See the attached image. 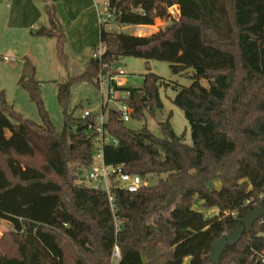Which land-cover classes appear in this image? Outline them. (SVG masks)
<instances>
[{"label":"trees","instance_id":"16d2710c","mask_svg":"<svg viewBox=\"0 0 264 264\" xmlns=\"http://www.w3.org/2000/svg\"><path fill=\"white\" fill-rule=\"evenodd\" d=\"M106 1L119 25L170 22L148 36L101 26V58L58 87L60 132L44 107L37 68L23 56L18 84L42 124L24 118L0 92V223L12 226L0 237V264H113L116 246L117 264H213L215 242L264 202V0ZM45 12L48 25L32 34L55 38L63 59L66 34L56 4ZM124 56L169 62L173 74L195 71L172 100L190 122L192 145L167 120L157 136L110 111L106 127L118 144H105V163L156 180L134 193L114 188V214L106 191L85 183L97 149L95 115L76 116L69 99L73 83L96 86L99 74L113 72ZM163 83L149 69L142 87L119 88L130 92L134 120L158 117ZM197 202L219 214L206 216L194 209ZM259 233L258 220L220 264H264Z\"/></svg>","mask_w":264,"mask_h":264},{"label":"rangeland","instance_id":"374dc122","mask_svg":"<svg viewBox=\"0 0 264 264\" xmlns=\"http://www.w3.org/2000/svg\"><path fill=\"white\" fill-rule=\"evenodd\" d=\"M92 2L96 10L98 28L100 31L98 12L105 10L104 0H92ZM53 3L57 6L59 0ZM172 11L174 12L175 16L179 15L176 5L172 7ZM169 22L170 21H165L158 18L155 20L154 25L148 26L149 28L147 29H140L139 27L146 26L119 25L115 23V21H112L106 29L122 31L128 34H135L138 30L144 31V33H151L165 27L167 24H169ZM0 25L2 27L1 23ZM63 29L66 34V44L64 47L65 57L63 59L58 54L55 38H52L55 40L53 49L50 47H44L40 50L38 46H34L36 44H26L29 47L37 49L36 51H38L36 56L38 61L37 79L41 83L42 100L44 107L48 111L50 118L58 132L62 131L64 126L63 110L57 97L58 87L61 84L68 82L70 78L82 73L87 68V66H83V61L85 59L88 61L89 56L91 55L93 58L95 49L101 47L99 38L97 44L92 49V52H81V38L78 36L77 32L75 30L68 31L64 25ZM2 33L3 32H1L2 36L0 35V51L4 56L13 57V59L10 61H5L3 58L0 59V92L5 94L9 105H11L14 110L19 112L24 118L34 121L37 124H42V118L39 114L36 103L30 99L28 92L22 89L18 84L21 74L19 71L20 66H15L16 64H19L18 57H21L22 50H25V45L16 47V56L10 52H7L6 50L2 51L1 44L4 42ZM120 63L126 71V75L123 76L125 84L130 87H142L144 75L149 72V69L151 72L160 76L164 82L159 89L160 97L163 103V110L160 112V115L163 117V120H159V118L155 115L153 116L147 113L144 118L129 122L128 126L133 129H139L146 125L157 136H162L163 132L160 123L167 120L171 123L175 133L178 136H184V142L188 145H192V128L190 122L186 118L184 111L175 106L172 100L176 97L177 93L182 87H188L192 84L193 81L190 76H192L195 71L193 69H188L181 74H173L169 62L159 60L147 61L142 58L130 56L122 57L120 59ZM202 84L206 87L208 86V82L206 80H203ZM69 100L70 108L75 110L76 116L81 117L83 115L84 109L86 108L92 112L101 111L100 95L95 84L91 82L77 81L73 83ZM86 102H88V105L85 107L84 104ZM170 113H172L171 117ZM148 181L150 183L156 182V180ZM85 183L89 184L88 178H85ZM213 186L220 188L221 182L216 181L213 183ZM201 204L202 202H197L194 204V209L203 211L206 216H214L219 214L218 208L205 209L201 206ZM10 229H12L10 223L6 221L1 222L0 237L3 235V233ZM113 264H117V261H114Z\"/></svg>","mask_w":264,"mask_h":264},{"label":"built area","instance_id":"2783aa9c","mask_svg":"<svg viewBox=\"0 0 264 264\" xmlns=\"http://www.w3.org/2000/svg\"><path fill=\"white\" fill-rule=\"evenodd\" d=\"M104 11H99L100 27L107 28L112 21H114V14L109 10L108 2L104 0ZM105 45L101 44L100 48L94 52V58H101L105 52ZM5 61H10L12 58L3 57ZM126 71L121 63H119L113 72H106L99 74L97 79V91L101 98V111L92 112L89 109H84L83 118L95 115V124L90 125L94 134V141L97 149L94 155V160L87 172L86 178L89 180V186L103 189L106 191L111 206L112 212H116V202L113 194V189H121L130 193L137 192L144 186H148L150 182L143 179L139 175L130 174L125 170L124 164L107 165L104 160V146L105 144H118V140L108 133L106 124L110 111H114L117 118L124 124L134 120V108L127 101L130 96L129 91H123L119 88L126 85L124 77ZM259 222L264 224V218L259 219ZM262 262L264 263V254H260ZM121 258L120 250L116 246L113 252V261H119Z\"/></svg>","mask_w":264,"mask_h":264},{"label":"crops","instance_id":"0c3cea01","mask_svg":"<svg viewBox=\"0 0 264 264\" xmlns=\"http://www.w3.org/2000/svg\"><path fill=\"white\" fill-rule=\"evenodd\" d=\"M52 3V0H0V23L2 24V27L0 25V35L3 32L4 39L1 44L2 51L6 50L15 55L16 47L25 45V50H22L21 57H18L19 64L15 66H20V73L24 55L29 56L36 68H38L36 59L38 51L26 44H36L34 46H38L40 50L44 47L53 49L55 45V40L50 37H36L32 34V30L48 25L45 6ZM57 9L60 19L67 30H75L81 38V52H92L100 38L97 14L92 0H59ZM139 28L147 29L149 27ZM152 33L154 32L144 33V31L138 30L135 35L148 36ZM3 57L4 55L0 51V59ZM10 58L13 59V57ZM91 60L92 55L89 56L88 61L86 59L83 61V66L88 67ZM188 260L189 258H186V261Z\"/></svg>","mask_w":264,"mask_h":264},{"label":"water","instance_id":"95a60500","mask_svg":"<svg viewBox=\"0 0 264 264\" xmlns=\"http://www.w3.org/2000/svg\"><path fill=\"white\" fill-rule=\"evenodd\" d=\"M56 2L57 0H52ZM88 102L84 104L86 107ZM159 120H163V117L159 114ZM264 218V202L259 203L254 209L248 211L246 215L240 220L238 226L229 231L227 236L218 239L212 249V253L209 256V259L213 264H220L223 254L230 247L236 246L242 239L245 231L252 232L254 230L255 223ZM259 237H264V233H259Z\"/></svg>","mask_w":264,"mask_h":264}]
</instances>
